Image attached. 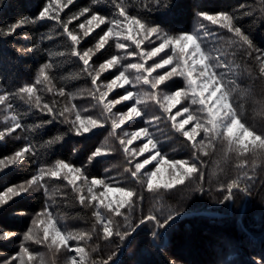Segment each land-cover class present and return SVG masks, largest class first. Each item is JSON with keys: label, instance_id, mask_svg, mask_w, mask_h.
Returning a JSON list of instances; mask_svg holds the SVG:
<instances>
[{"label": "snow or ice", "instance_id": "obj_1", "mask_svg": "<svg viewBox=\"0 0 264 264\" xmlns=\"http://www.w3.org/2000/svg\"><path fill=\"white\" fill-rule=\"evenodd\" d=\"M174 8V0H44L35 14L0 24L6 40L49 22L38 38L22 36L29 46L12 43L14 56L0 52V143L13 144L0 154V181L28 170L23 180L0 184V211L40 198L31 214L14 213L30 217L26 231L0 232V241L20 238L16 251L0 252V264H56L58 255L63 264H123L142 228L166 251L193 198L216 193L214 202L235 204L251 198L258 182L264 188V99L255 101L259 119L239 100L251 95L239 83L244 72L264 81V41L256 35L264 0L197 9L190 30L166 26L162 17ZM29 54L40 62L17 81L14 66ZM85 141L86 149L77 147ZM173 142L186 156L167 150ZM112 157L122 166H108ZM225 163L234 174L221 178ZM73 220L86 226H70ZM228 255L218 264H233ZM245 264H264V251Z\"/></svg>", "mask_w": 264, "mask_h": 264}, {"label": "trees", "instance_id": "obj_2", "mask_svg": "<svg viewBox=\"0 0 264 264\" xmlns=\"http://www.w3.org/2000/svg\"><path fill=\"white\" fill-rule=\"evenodd\" d=\"M43 2L44 0H4L5 7L0 11V24L15 20L23 15L35 14ZM242 2L244 0H174L175 8L162 19L166 22V26L177 30H190L195 24L194 13L197 9L230 10ZM248 2H254V0H248ZM77 3L84 5L88 3V0H77ZM245 26H249L247 19ZM48 27L49 22H42L37 26L22 27L15 36L0 40V52L14 56L15 54L9 47L12 43L20 47L29 46L33 41L22 39V36L28 34L31 37L35 34L38 38L39 34L45 32ZM256 35L258 44L264 41V29L256 31ZM46 46H50V42H46ZM39 62L40 57L35 54L18 57V63L14 66L17 81L30 78ZM9 75L11 76L12 73L9 72ZM76 83L78 85L83 84L82 81ZM239 83L242 88L251 93L249 97H240V102L245 105L250 115L259 119V105L255 101L264 99V81L256 78L255 75L249 77L247 72H244L240 76ZM74 143L75 140H68L61 152L64 155H69ZM90 143V141H85L77 147L84 150ZM12 148L13 144L11 143H0V154H7ZM172 148H176L175 155L177 158L186 156V152L177 143L169 144L167 150L171 151ZM219 156L220 153L217 152L216 157L209 158V174L214 167L213 161ZM122 163L121 158L112 157L108 166L119 167L122 166ZM223 168L221 178L234 174L231 163L223 164ZM27 172L26 167L14 169L5 175L0 184L23 180ZM99 174H103L102 168ZM258 175L264 179V171L258 170ZM210 179L214 180L215 177L210 176ZM218 195L213 193L212 196H197L188 202L187 214L178 219L170 230L166 251H157L151 243V238L147 235V229L139 230L131 238L130 246L126 245L124 254L120 257L123 264H167L170 258H175L178 264H218L229 253L228 259L233 264H245L249 259L257 257L260 252L264 251V188L258 182L251 198L245 201L238 198L235 204L220 205L214 202L213 196L218 197ZM167 202L174 203L175 197L170 198ZM152 203L150 200L146 201L145 208L147 209ZM39 206V196L17 199L10 208L0 211V232L7 230L22 234L29 226L30 217L15 215L14 213L23 210L31 214ZM67 211L74 215L80 209L69 208ZM69 224L73 227L86 226L80 220L69 221ZM19 242V237L9 241H0V252L11 253L16 251ZM101 246L104 247L102 242ZM43 250L41 249V251ZM54 259L56 264H63V255H58Z\"/></svg>", "mask_w": 264, "mask_h": 264}]
</instances>
